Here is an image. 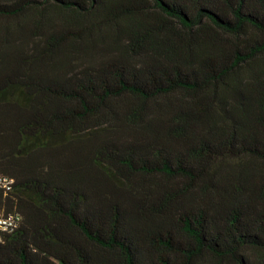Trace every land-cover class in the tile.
<instances>
[{
    "label": "trees",
    "instance_id": "16d2710c",
    "mask_svg": "<svg viewBox=\"0 0 264 264\" xmlns=\"http://www.w3.org/2000/svg\"><path fill=\"white\" fill-rule=\"evenodd\" d=\"M0 264H264V0H0Z\"/></svg>",
    "mask_w": 264,
    "mask_h": 264
},
{
    "label": "built area",
    "instance_id": "2783aa9c",
    "mask_svg": "<svg viewBox=\"0 0 264 264\" xmlns=\"http://www.w3.org/2000/svg\"><path fill=\"white\" fill-rule=\"evenodd\" d=\"M14 184V178L0 174V228L3 230L15 227L21 220L20 214L17 212L6 213L2 205L5 196L12 191Z\"/></svg>",
    "mask_w": 264,
    "mask_h": 264
}]
</instances>
